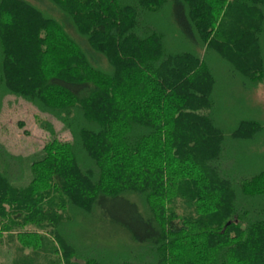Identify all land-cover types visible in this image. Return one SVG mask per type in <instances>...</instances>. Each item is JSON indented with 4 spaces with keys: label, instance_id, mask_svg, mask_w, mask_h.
Listing matches in <instances>:
<instances>
[{
    "label": "trees",
    "instance_id": "16d2710c",
    "mask_svg": "<svg viewBox=\"0 0 264 264\" xmlns=\"http://www.w3.org/2000/svg\"><path fill=\"white\" fill-rule=\"evenodd\" d=\"M258 84L264 0H0V124L69 136L0 130L13 264H264Z\"/></svg>",
    "mask_w": 264,
    "mask_h": 264
},
{
    "label": "rangeland",
    "instance_id": "374dc122",
    "mask_svg": "<svg viewBox=\"0 0 264 264\" xmlns=\"http://www.w3.org/2000/svg\"><path fill=\"white\" fill-rule=\"evenodd\" d=\"M253 100L261 107L264 114V87L258 84L254 88ZM2 112L6 114L3 120L4 124H0L1 133L9 136V145L13 146L15 152H22L24 155L31 154L35 150H39L43 144L50 138L47 130L41 128L37 124V119L48 118L54 125L57 137L69 139V136L64 131L62 124L50 118L47 114H41L36 111L31 104L24 102L21 98L7 97L4 105H2ZM46 116V117H45ZM1 120V122H2ZM21 121L22 125L19 123ZM25 131V132H24ZM15 247L11 242L0 244V261L2 264H13ZM28 251V249H26ZM40 260H43L42 258Z\"/></svg>",
    "mask_w": 264,
    "mask_h": 264
}]
</instances>
